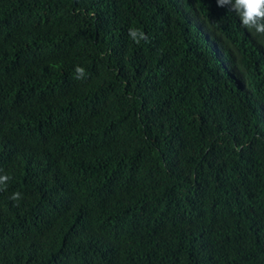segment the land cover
Wrapping results in <instances>:
<instances>
[{"label":"trees","instance_id":"16d2710c","mask_svg":"<svg viewBox=\"0 0 264 264\" xmlns=\"http://www.w3.org/2000/svg\"><path fill=\"white\" fill-rule=\"evenodd\" d=\"M5 174L0 264H264V35L216 0H0Z\"/></svg>","mask_w":264,"mask_h":264},{"label":"clouds","instance_id":"9594fccd","mask_svg":"<svg viewBox=\"0 0 264 264\" xmlns=\"http://www.w3.org/2000/svg\"><path fill=\"white\" fill-rule=\"evenodd\" d=\"M216 3L218 7H227L230 12H235L242 27L264 35V0H216ZM128 34L136 44L148 40L146 34L137 28H130ZM74 71L77 74L76 79L85 76V69L82 66L77 65ZM10 179L9 175H0V186H4L0 187V191L5 190ZM10 199L18 203L23 199L22 193L13 192Z\"/></svg>","mask_w":264,"mask_h":264}]
</instances>
